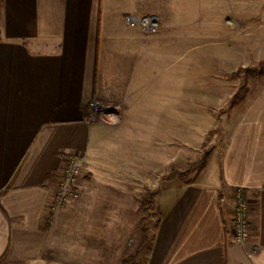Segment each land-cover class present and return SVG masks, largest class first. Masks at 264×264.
<instances>
[{
  "label": "crops",
  "instance_id": "0c3cea01",
  "mask_svg": "<svg viewBox=\"0 0 264 264\" xmlns=\"http://www.w3.org/2000/svg\"><path fill=\"white\" fill-rule=\"evenodd\" d=\"M192 1L4 0L0 264H115L127 255L128 240L103 244L100 223L71 220L96 213L88 208L95 192L55 206L61 171L72 154L90 160L96 147L148 149L150 126L143 119L181 117L182 32L160 25L167 2L177 7L176 21L191 20L182 16L191 14ZM126 14L155 15L158 31L130 26ZM171 45L173 52L167 51ZM218 53L231 71L245 60L244 52ZM214 54L196 48L184 61L197 73L198 63L212 62ZM257 57L263 60L264 52ZM213 77V71L205 79L190 74L184 84L195 94ZM255 80L258 90L231 133L221 166L213 165L211 179H199L202 172L191 183L174 181L155 195L162 220L155 224L144 264H264V79ZM95 99L119 102L125 119L142 120L130 121V131H107L88 119ZM108 133L119 141L104 146ZM238 189L249 204L250 234L242 243L232 235Z\"/></svg>",
  "mask_w": 264,
  "mask_h": 264
},
{
  "label": "rangeland",
  "instance_id": "374dc122",
  "mask_svg": "<svg viewBox=\"0 0 264 264\" xmlns=\"http://www.w3.org/2000/svg\"><path fill=\"white\" fill-rule=\"evenodd\" d=\"M176 9L167 2L160 28L182 32L181 117L143 119L148 120L150 126L148 149L96 147L90 160L86 154H72L84 157L83 172L78 176L76 185L80 196L62 204L56 201L55 205L60 209L78 202L84 191L95 192L89 199L92 206L88 208L96 209V213H86L85 218L75 216L71 220L100 223L103 244L105 239L114 245H122L128 240L129 248L124 257L133 254L139 245L137 225L146 213L144 209L151 207V202L140 205L141 197L148 194L154 205L153 211H159L155 208V195L162 188L174 184V181L191 183L202 172L199 179L206 177L207 181L210 180L213 165L221 166L231 133L258 90L259 82L255 79H264V76L246 74L248 69L258 68L264 62L257 57L259 52H264V0H195L187 7L191 14L182 16L191 20L183 21H176ZM173 47L171 45L167 51L173 52ZM196 48L199 53H204L206 49L215 53L212 62L203 58L198 63L197 73L190 69L188 60L184 61ZM218 52H244L245 60L231 71L229 63L223 65ZM210 70L214 74L213 83L210 86L198 85L197 92L190 94V86L184 84L188 83L190 74L193 78L205 79L207 74H211ZM116 104L121 106L119 102ZM90 110L89 121L106 126L107 131L109 128L126 130L130 121L142 120L125 119L121 112L114 122L105 121L99 114L94 118L95 109ZM102 138L104 146L119 141L113 139L110 133ZM163 141L165 145L162 149ZM203 159L205 165L200 169ZM242 196L246 199L244 193ZM95 202L98 204L95 205ZM159 223L156 218L149 222L151 235L154 236L155 224ZM115 262L120 264L121 261ZM102 264L107 263L103 260Z\"/></svg>",
  "mask_w": 264,
  "mask_h": 264
},
{
  "label": "built area",
  "instance_id": "2783aa9c",
  "mask_svg": "<svg viewBox=\"0 0 264 264\" xmlns=\"http://www.w3.org/2000/svg\"><path fill=\"white\" fill-rule=\"evenodd\" d=\"M125 21L132 27L140 26L148 33H155L158 28V18L155 15L135 16L132 14L125 15ZM88 109L94 110L95 116L99 114L100 118L105 121L114 122L121 114V106L112 102H104L101 100H92ZM90 110V111H91ZM83 155H71L67 164L61 171L59 189L56 195V201L59 204L64 203L68 199L78 198L80 191L76 188L78 176L83 172ZM237 206L236 214L234 217L232 232L235 242H245L249 237V221L248 211L249 204L242 196L243 190H237Z\"/></svg>",
  "mask_w": 264,
  "mask_h": 264
},
{
  "label": "trees",
  "instance_id": "16d2710c",
  "mask_svg": "<svg viewBox=\"0 0 264 264\" xmlns=\"http://www.w3.org/2000/svg\"><path fill=\"white\" fill-rule=\"evenodd\" d=\"M4 5V0H0V21H1V8ZM247 75L253 77L264 76V62H261L258 68L248 69ZM205 165V160L203 159L199 168L202 169ZM188 181L187 183H189ZM244 193V190H243ZM148 194L143 195L140 199V205L144 206L145 203L151 202V207L144 209L145 215L139 220L137 225V231L140 236V243L136 247L135 252L131 255L124 257L120 264H144L143 257L152 250L154 236L150 233L149 222L153 219H157V223L162 220V215L159 211H153V203L149 198Z\"/></svg>",
  "mask_w": 264,
  "mask_h": 264
}]
</instances>
